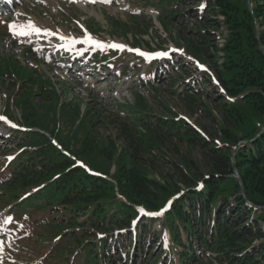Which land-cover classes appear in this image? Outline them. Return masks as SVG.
Returning a JSON list of instances; mask_svg holds the SVG:
<instances>
[{
    "label": "trees",
    "instance_id": "trees-1",
    "mask_svg": "<svg viewBox=\"0 0 264 264\" xmlns=\"http://www.w3.org/2000/svg\"><path fill=\"white\" fill-rule=\"evenodd\" d=\"M160 2L166 20L178 15L173 6L179 0ZM209 7L206 15L214 23V38L222 37L221 28L226 32L223 47L214 45L215 51L209 53L213 80L224 95L216 104L221 118L212 115L219 130V144L202 132L192 131L177 115L153 120L143 114L141 124L129 120L131 134L126 136L124 147H115L94 135L83 137L81 153L103 145L98 153L107 163V174L99 176L87 173L77 166L76 159L44 138L12 131V136L20 141L14 145L16 156L4 165L8 176L0 179V213L7 208L12 216L10 228L21 237L35 232L38 236H43L44 231L51 233V251L43 259L53 253L54 264H102L105 245L114 235L116 241L110 244L109 251L111 258L117 259L118 238L126 240L128 228L146 220L140 210L157 213L170 203L159 217V231H152L151 227L156 217L150 218L152 223L143 224V230L148 232L145 247L139 239L141 230L136 233L137 241L123 264H136L137 253L149 250L153 242L161 244V252L151 264H161L165 257L166 264H194L206 253L214 255L219 263L264 264V0H249L248 4L247 0H212ZM219 17L223 20L219 21ZM197 18L200 40L209 49L207 26L199 15ZM163 25L170 33V28ZM110 27L119 32L126 28ZM90 28L98 37V29L92 25ZM182 50L194 61L203 62V53L190 42ZM219 53L223 56L219 57ZM93 56V62L106 63L113 70L119 67L122 74L132 68L120 52L111 53L109 48L95 49ZM154 74L152 66L143 76L149 85ZM205 88L207 93L212 90ZM188 99L198 105L195 97L188 95ZM204 107L210 112L207 105ZM86 114L96 116L94 111ZM127 115L124 116L128 119ZM120 132H125L124 126ZM87 133L92 135L91 128ZM174 136L186 147L201 149L206 174L201 172L203 167L183 158L168 177L145 159L152 152H164L166 138ZM60 223L70 227V231H57ZM113 228L117 231L112 235L109 230ZM63 242L68 248L66 255L61 249ZM30 243L33 245L28 240L31 249ZM57 247L60 253L55 251Z\"/></svg>",
    "mask_w": 264,
    "mask_h": 264
},
{
    "label": "rangeland",
    "instance_id": "rangeland-1",
    "mask_svg": "<svg viewBox=\"0 0 264 264\" xmlns=\"http://www.w3.org/2000/svg\"><path fill=\"white\" fill-rule=\"evenodd\" d=\"M160 1L20 0L21 4L16 8L3 9L4 15H0V117L4 119L0 124V179L8 176L4 163L13 156L16 151L14 145L20 141L19 137L14 135L10 138L7 133L13 128V124L20 130L21 127H26L27 136L44 138L63 154L83 163L87 170L101 176L107 174V163L98 153L103 145L99 144L93 150L87 148L90 150L81 153L84 151L80 145L83 137L94 135L99 140L114 143L115 147H124L126 136L131 134L129 120L141 124L143 114L150 115L153 120L170 119L173 114L177 115L192 131H200L211 142L220 143L219 130L213 116L221 118L216 104L223 95L216 84L207 78L215 74L213 59L209 53L215 51L214 45L221 44V39L212 35L214 23L206 15L212 0H179L173 6L178 15L174 14L167 20L161 14ZM198 15L207 26L211 45L209 49L200 40L201 35L196 28ZM72 20L79 21L80 33ZM29 22L40 28L41 34L28 32L26 35H13L9 31L10 24L24 26ZM163 24L170 28V33L164 31L166 29ZM91 25L98 29L100 39L91 32ZM110 25L126 28L119 32ZM45 30L52 34L45 35ZM220 32L225 34L223 29ZM62 35L76 37L78 40L90 38L103 48L121 51L124 61L132 65V68L121 75L119 67L111 70L103 62L97 64L82 58H72L62 48V52L59 50L60 46L67 43L65 38L60 39ZM133 38L138 44H134ZM68 40L70 51L73 40ZM186 42L201 50L202 64L196 63L179 49L185 48ZM111 45H122L123 48H114ZM89 48L98 47L90 43ZM161 49L164 51L157 53H167L166 56L157 57V53H152ZM145 56L150 58L146 59ZM154 61L158 66L153 68L154 80L149 85L142 80V75L149 72L148 66ZM198 65L207 70H202ZM179 82L182 84H178ZM205 87H211L212 90L207 93ZM188 95L195 97L198 105L189 100ZM204 105L209 107L210 112H207ZM86 107H89L86 113L94 111L96 116H92L93 113L83 114ZM126 114L128 119L124 116ZM101 120H105L106 124ZM123 126L125 132L121 133ZM90 128L92 135L87 133ZM163 149L162 153L152 152L144 156L155 165L159 173L172 176L175 167L183 158L203 167L201 172L207 173L199 147H186L174 136L166 138ZM191 170L198 175L192 167ZM198 177L202 181L201 176ZM6 210L7 208L0 214V264H54L53 253L49 259H42L51 251V233L44 231L43 236H38L35 232L24 238L10 233L5 229V220L9 218ZM146 223L145 221L143 224ZM143 224L138 232L141 230L139 239L145 247L148 232L143 230ZM159 225L160 221L151 224L152 231H159ZM261 226L264 235V224L261 223ZM69 228L60 223L57 231H70ZM113 229L109 230L112 235L117 231ZM115 237L105 245L106 253L102 264H123L128 259V253L132 251V239L118 238L117 259L113 260L109 246L116 241ZM29 239L33 243H30L31 249L27 244ZM61 249L66 255L68 248L65 242ZM55 251H59L58 247ZM160 252L161 244L153 242L149 250L137 253L135 263L151 264ZM149 255L151 256L148 259ZM166 263L167 257L161 264ZM194 264L228 263H219L212 255H206L198 257Z\"/></svg>",
    "mask_w": 264,
    "mask_h": 264
},
{
    "label": "snow or ice",
    "instance_id": "snow-or-ice-1",
    "mask_svg": "<svg viewBox=\"0 0 264 264\" xmlns=\"http://www.w3.org/2000/svg\"><path fill=\"white\" fill-rule=\"evenodd\" d=\"M90 2H94V0H90ZM101 2H108V0H101ZM9 27V31L13 34V35H26L28 32H33L37 35L41 34V29L36 27L35 25H33L31 22L27 23L26 25L24 26H17L15 24H10L8 25ZM19 28V30H17ZM44 34L45 35H51L52 33L50 32H47L46 30L44 31ZM60 39H64V37H60ZM73 43H75L76 41H72ZM86 43H92L94 44L96 47H102L101 45H99L97 42L95 41H91L90 38H86V40L84 41ZM111 47H114V48H119V49H122L123 46L122 45H111ZM140 55H145L144 53H140ZM157 57H162V56H166L167 53H157L155 54ZM146 59L150 58L148 56H145ZM198 67H201L202 70H207V69H204L203 66H200L198 65ZM0 119H4L3 117H0ZM13 127H15V125H12ZM11 159V158H9ZM144 215H148V216H152V215H160L162 213H147V212H144L143 209L140 210ZM11 222V218L9 217L8 219L5 220V223H10Z\"/></svg>",
    "mask_w": 264,
    "mask_h": 264
},
{
    "label": "water",
    "instance_id": "water-1",
    "mask_svg": "<svg viewBox=\"0 0 264 264\" xmlns=\"http://www.w3.org/2000/svg\"><path fill=\"white\" fill-rule=\"evenodd\" d=\"M241 190H242V192H243V188H242V185H241Z\"/></svg>",
    "mask_w": 264,
    "mask_h": 264
}]
</instances>
